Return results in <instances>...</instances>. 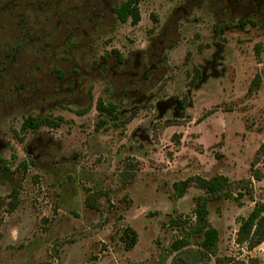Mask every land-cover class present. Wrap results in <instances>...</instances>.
Instances as JSON below:
<instances>
[{
  "label": "rangeland",
  "instance_id": "obj_1",
  "mask_svg": "<svg viewBox=\"0 0 264 264\" xmlns=\"http://www.w3.org/2000/svg\"><path fill=\"white\" fill-rule=\"evenodd\" d=\"M125 1L0 0V264H264L237 243L264 204V0H141L137 24ZM218 175L231 198L175 193Z\"/></svg>",
  "mask_w": 264,
  "mask_h": 264
},
{
  "label": "trees",
  "instance_id": "obj_2",
  "mask_svg": "<svg viewBox=\"0 0 264 264\" xmlns=\"http://www.w3.org/2000/svg\"><path fill=\"white\" fill-rule=\"evenodd\" d=\"M141 0H126L115 10L118 20L121 23H127L131 20L132 24H137L140 21V13L138 4ZM255 83V81H254ZM99 113L111 115L113 107H105L102 100H99L96 106ZM53 125L47 119L37 120L34 117L25 118L21 130L26 131L38 126ZM191 182H194L198 188L205 191L212 199L231 198L233 195L229 191L231 187V181L224 176L218 175L210 179L196 178L187 179L179 183L174 184V190L177 197L184 196ZM194 216L196 218V232L203 234V239L199 243L200 247L208 254L215 253L217 249V243L219 239V233L207 220V200L202 197L198 198L196 207L194 209ZM182 222V221H181ZM131 233L127 248H131L136 244L137 236L134 231L127 229L125 234ZM187 240L180 239L173 243L172 250L177 252L184 248L187 244ZM264 242V204H256L250 214L242 218L240 227L237 233V243L247 244L249 248H254Z\"/></svg>",
  "mask_w": 264,
  "mask_h": 264
}]
</instances>
